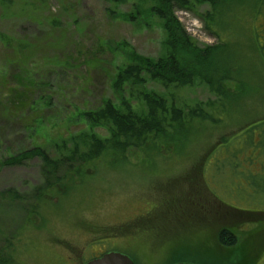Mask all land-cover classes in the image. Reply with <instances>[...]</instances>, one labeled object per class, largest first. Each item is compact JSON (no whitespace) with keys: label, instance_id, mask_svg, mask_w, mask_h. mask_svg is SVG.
<instances>
[{"label":"rangeland","instance_id":"obj_1","mask_svg":"<svg viewBox=\"0 0 264 264\" xmlns=\"http://www.w3.org/2000/svg\"><path fill=\"white\" fill-rule=\"evenodd\" d=\"M240 3L243 12L228 16L227 33L247 55L237 59L244 60L242 90L220 120L194 126L177 150L175 141L161 149L148 144L74 172L64 159L68 149L74 143L85 149L90 133L108 136L85 121L84 111L105 100L143 111L141 88L172 93L184 109L216 95L197 80L182 88L148 78L112 85L127 64L165 53L149 0H0V264H46V255L71 253L63 245L89 240L127 253L135 264H264V66L251 48L246 0ZM207 8L174 13L200 46L218 41L199 15ZM262 11L257 24L264 23ZM256 38L263 44L264 30ZM14 90L23 109L10 102ZM34 146L57 160L49 184L67 179L31 213L44 163L39 156L7 161ZM150 207L140 230L117 226ZM222 225L237 237L232 248L218 243Z\"/></svg>","mask_w":264,"mask_h":264},{"label":"trees","instance_id":"obj_2","mask_svg":"<svg viewBox=\"0 0 264 264\" xmlns=\"http://www.w3.org/2000/svg\"><path fill=\"white\" fill-rule=\"evenodd\" d=\"M121 3L125 0H111ZM151 5L149 13L161 21L164 30L165 53L157 59L142 58V62L131 63L124 66L112 81L116 88L127 80H132L136 85H143L146 79H152L164 87L182 88L193 84L194 80L205 83L208 89L216 95L215 99H208L204 106L196 103L186 109L177 103L176 97L171 93L169 98L163 97L154 91L141 88L138 90L140 103L144 110L136 112L126 101L115 105L111 100H105L101 106L94 110L82 113L83 118L92 126H103L108 131V136L101 137L90 133L88 139L84 137L85 149L78 150V143L66 152V159L74 172H79L93 165L98 160L109 156H123L131 148L161 149L163 145L176 142L178 149L179 141L193 130L198 124L220 120L218 113L227 110L237 100L236 92H241L243 77V65L241 60L247 59L242 55L239 48L235 47L230 40L227 29L230 28L228 16L233 17L240 13L238 5L242 0H149ZM244 1V0H243ZM207 5V9L199 13L205 24L206 30L214 34L216 43L200 46L195 39L185 30V27L174 15L176 9L185 11H198V7ZM264 0L247 2L246 11L251 16V48L256 51L264 66V43L256 38L257 33L264 30V23H258V18L263 15ZM243 9V7H242ZM241 9V10H242ZM257 24L254 27L251 22ZM256 21V22H255ZM232 58H234L232 60ZM237 61V62H236ZM146 76V77H145ZM22 81L20 80L19 84ZM233 86V91L231 87ZM10 102L23 109L25 102L20 98L17 90L9 94ZM138 99V100H139ZM17 101L16 104L13 101ZM247 136V135H246ZM185 139V138H184ZM148 145V146H149ZM62 144V148H65ZM156 147V148H155ZM63 153L62 150H60ZM39 156L44 163V184L40 187L31 206V213L37 211L45 197L56 190L58 182L67 177H55V183L49 184V178L54 175L57 160H51L48 154L39 146L24 150L22 153L13 155L7 163L16 164L21 158ZM204 159V158H202ZM70 169V171H72ZM15 195H11L14 197ZM217 240L221 246L232 248L237 244V237L227 228L220 229Z\"/></svg>","mask_w":264,"mask_h":264},{"label":"flooded vegetation","instance_id":"obj_3","mask_svg":"<svg viewBox=\"0 0 264 264\" xmlns=\"http://www.w3.org/2000/svg\"><path fill=\"white\" fill-rule=\"evenodd\" d=\"M152 215H153L152 207H150L149 209L144 210V212H142V213H137L136 217L132 218L131 223L124 224V221H122L121 225H117V226H119V227H124V226L130 227V226H132V227H136V229H137L134 231H138V230H140V227H139L140 225L149 224V222L147 220ZM224 228H226V227L224 225H222L220 229H224ZM219 230H218V232H219ZM90 241L91 240H89L88 243H86V245L84 247H79L78 245H73V244L63 245V248L65 250L69 249L71 253H68L66 257H62L59 253H56V255L52 254V258H50V256L46 255L45 256L46 264H85L89 260H91L93 258H97L106 252L117 251L115 249H106L105 245L102 244L103 242H99V244L94 245V244H90ZM72 249L73 250L77 249V250H75L76 254L72 251ZM199 264H201V263H199Z\"/></svg>","mask_w":264,"mask_h":264},{"label":"water","instance_id":"obj_4","mask_svg":"<svg viewBox=\"0 0 264 264\" xmlns=\"http://www.w3.org/2000/svg\"><path fill=\"white\" fill-rule=\"evenodd\" d=\"M85 264H134V261L127 254L120 251H110L93 258ZM174 264H197L192 262H176Z\"/></svg>","mask_w":264,"mask_h":264}]
</instances>
